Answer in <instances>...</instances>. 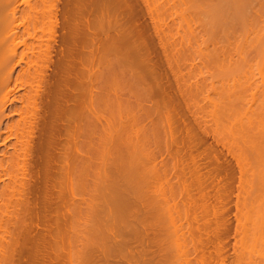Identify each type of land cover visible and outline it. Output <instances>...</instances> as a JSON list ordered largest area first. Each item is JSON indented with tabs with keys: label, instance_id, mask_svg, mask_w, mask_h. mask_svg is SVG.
I'll return each instance as SVG.
<instances>
[{
	"label": "bare ground",
	"instance_id": "6f19581e",
	"mask_svg": "<svg viewBox=\"0 0 264 264\" xmlns=\"http://www.w3.org/2000/svg\"><path fill=\"white\" fill-rule=\"evenodd\" d=\"M130 1L0 0V264H192L190 255L195 257L193 264H207L205 253L208 252L204 249L209 242L213 240L215 246L220 245V253L227 246L226 238L222 239L219 235L223 228L217 233L220 228L217 221L214 222L219 224V228L215 226L217 232L210 228L212 232L207 225L212 219L205 216L207 222L202 220V212L199 217L196 214L191 216L196 223L194 228L191 218L182 219L181 216L182 212H190V208H209L214 212V206L210 204L209 207L206 203L209 197L205 191L209 180L208 169L206 172L201 170V164L194 158L190 168L186 158H183L186 149L189 152L192 150V138L197 137L201 141L203 138L201 132H193L188 117L191 114L190 103L188 105L184 100L192 84L180 79L190 86L184 93L186 90L182 89L178 81L180 77L176 75V72L180 75L182 72L176 65L178 71L174 72L171 63L175 60L180 67L181 52H185L181 41L189 38L191 30L187 32V25L181 27L183 34L180 33L179 44L173 34L171 37L167 35V40H164L159 36L163 30L160 27L158 30L156 26L159 23L156 25L155 18V21L151 19V35L142 30L144 23L137 20L143 1L136 7L130 5L133 3ZM252 1L165 0L163 7L174 9L179 2V16L185 24L190 23L188 16L192 11L200 13L211 39L216 36L217 40L223 37L227 41L221 39L224 43H216L217 48L233 44L234 52L242 54L247 47L254 45L253 41H257L253 48L258 45V49L264 52V16L262 18L260 13L261 19L257 22L256 13L253 14L252 8H249L254 7ZM149 2L147 0V6L143 8L152 18L154 11L160 21V4L157 5L156 0ZM191 42L186 45L195 46ZM155 43H158L161 54H154ZM168 44L174 46L171 54L167 52ZM207 46L204 45V50ZM225 48L227 50L221 51H228V46ZM241 58L244 62L248 61V56ZM158 59L167 64L174 83L160 67ZM238 62L233 61L231 65ZM239 69L237 67V73ZM263 71H260L262 76ZM233 74L229 73L232 77ZM237 80H240L239 77ZM194 84L198 94L200 88ZM230 92L228 104L235 96ZM260 92L262 90H258L255 84L250 93L252 103L260 99ZM190 94L187 95L190 97ZM241 96L238 94L235 101L239 102L237 100ZM205 99V103L208 100L215 110L216 101L220 98L215 100L207 93ZM255 107L250 110L247 107L249 114ZM229 110L228 107L226 111ZM247 112L244 111L236 123L238 130H242L247 138L242 136L243 145L250 148L255 143L253 147L258 151L261 142L255 137L258 136L255 135L257 130L254 134L248 133L253 127H248L250 115ZM232 130L231 127L230 132ZM161 133L164 146L160 149L163 144L159 147L154 143L155 137L158 138L155 135L162 136ZM247 133L253 134L257 141L250 139ZM242 137L240 135L241 140ZM157 143L160 144L159 140ZM204 154L199 152L198 156L201 158ZM158 156L162 158L159 166ZM187 173L194 178L186 181L184 177ZM193 183L196 185L194 188H199V191L196 189L199 197L190 193ZM252 221L254 224L253 218ZM260 224L263 226V222ZM191 227L198 231L197 239L192 235ZM218 238L222 242L219 239L216 244ZM251 256L247 257L248 260L244 259L247 264H264V246L260 247L258 259ZM223 257L226 255L221 260L225 259Z\"/></svg>",
	"mask_w": 264,
	"mask_h": 264
},
{
	"label": "rangeland",
	"instance_id": "374dc122",
	"mask_svg": "<svg viewBox=\"0 0 264 264\" xmlns=\"http://www.w3.org/2000/svg\"><path fill=\"white\" fill-rule=\"evenodd\" d=\"M91 3L93 2V0H89ZM102 1H104V0H102ZM139 1V2H138ZM141 1H143V4L141 3ZM147 2V0H136L135 2L133 1V0H131L130 2H133L132 4L130 3V5H132V6H140L141 4L143 5V6H141L140 7V14H138V16H137V20H139V22L141 23H144L143 25L145 26V28L143 27L142 28V30L143 31H145L146 30V32L148 31L149 32V34L151 33V35L153 34V27L151 26V24L153 23V21L152 20H154L155 21V18H156V21L157 22H155L156 23V25H158V23H159V25L158 26H156L157 28H161V31L162 32H160L162 35H159L160 37H163L164 38V40H167L166 38H167V35L168 36H170L171 37V35H172V37L177 41V44H179L178 43V41L179 40H181L180 38H181V35L183 34V25L184 26H186L187 25V27H189V28H187L186 27V29H187V32H189V29L191 30V33L189 34L190 36H188L189 38H186V39H184L183 41H181L182 43V48H183V51H184V48H185V52H181V58H180V61L178 62V64L180 63V67H179V65H177V63H176V61L175 60H173V62H171L172 63V66H173V68H175L174 69V72H176V71H180V73L182 72V74L180 75L179 74V72H176L177 74V77H178V75H179V79H178V81L180 80V79H182V80H185L187 83H189V84H192V88H190V90H191V92H190V90L188 89L190 86L189 85H187L186 84V82H185V84H183L182 82L183 81H179V83L181 84V86H182V89H184V90H186V91H184V93L185 92H187V90H189V93H191L190 94V97H192V98H190L189 97V95H187V94H189V93H185V95H184V100H185V102L189 105V103H190V105H189V108H190V111H191V114H189L188 115V117H189V119H191V126H193L192 127V129H194L193 130V132L195 131V133L196 134H198V132L201 134L200 136H203V138H202V141L199 139V138H197V137H194V139L192 138V140H191V145H192V150L189 152V151H187V149L185 150V152H184V155H183V158L185 159V162H186V164H188V166H190V168L193 166L192 165V163H190V162H193L194 160H193V158L195 159V161H197V162H199V165H200V167L202 168L201 170H203V171H205L206 172V170H207V172H206V174H207V179H209V180H207L208 181V185H206V189H205V191L207 192V195L209 196H207L208 198H206L207 200V205L209 204V207H210V204H211V206H214V212L212 211L211 212V210L208 208V207H206V208H208V209H205V208H200L199 210H193V209H191L190 208V210L193 212V213H191L190 214V212H189V210H187V214H183V212L181 213V216H182V219H184V218H191L190 220L192 221V223H195V221L192 219V217L196 214L198 217L203 213V216H204V218L202 219V220H204L205 219V221L207 222V220L209 219V220H211V221H208L207 223H209V224H207V225H209V228H208V230H210V228L215 232L216 230L215 229H217V228H219V224H220V228H219V230H217L216 232L217 233H219V231L223 228V231H222V233H220L219 235H221V238L223 239H225V243L227 244V246H226V248L223 250V252H219L220 250H218V248L220 249V245L218 246H215V244H214V241L212 240V238H211V242H209L208 243V246L204 249V251L205 252H208V253H205V255L207 256V264H247V261L246 260H248V258L247 257H250L251 255V257L252 258H254V259H258V257H259V255H260V247H262L263 248V246H264V172H262V171H264V97H263V89H264V78H263V80L261 79V76L262 75H260V71H262V70H264V64H263V61H264V58H263V56H264V52L262 51V49H258V45H257V47L256 48H253L254 46H256V44H257V41H253V44L254 45H252V47L251 46H249V47H247L246 49H249L250 51H252V52H250L249 50H246L245 49V51L244 52H246V53H242V54H240L239 52H234L235 51V48H234V45L232 44H230V45H227L228 46V51H224V52H222L223 50H227L225 47H227V46H224V47H220V46H218V48H217V45L218 44H216V43H220V42H223V41H221V39H223V37L222 38H219L218 40L217 39H215V38H217L216 36H215V38L214 39H211L212 37L211 36H209L206 32H207V30H206V27L204 26V22H202V15L200 14V13H197L196 11H192V10H190V12H191V14L188 16V18L190 19H188L189 21H190V23H188V24H185L182 20H181V17L179 16L180 14H179V12H178V6H179V2H177L176 4H175V6H174V9H166L165 7H163V4H165V3H163V2H165V0H156V4L157 5H159V6H161L160 7V13H161V15H159L160 16V19L161 20H163V21H159V17L157 18V16L155 17V13H154V11H153V16H154V18H152L151 17V15H148L147 13L148 12H146L147 10L146 9H144L143 7H145V6H147L146 5V3L145 2ZM150 0H148V2H149ZM258 1V2H257ZM128 2H129V0H128ZM160 2V3H159ZM141 3V4H140ZM144 3H145V5H144ZM150 3V2H149ZM135 4V5H134ZM137 4V5H136ZM192 4H193V2H192ZM199 4H201V5H203V3L201 2V1H199ZM205 4V3H204ZM260 4L262 5V6H260ZM178 5V6H177ZM252 5H254V7L252 6H250L249 8L251 9V12L254 14V13H256V15H254L255 17L257 16V22L258 21H260V19H261V16H262V18H263V16H264V1L263 0H253L252 1ZM180 6H181V4H180ZM261 7V8H260ZM162 8V9H161ZM256 9V10H255ZM162 10V11H161ZM172 10H174V11H176V13L174 12V11H172ZM259 10V11H258ZM257 11V12H256ZM262 11V12H261ZM259 12V13H258ZM143 13V14H142ZM164 13H166L165 15H164ZM194 13H196V14H198V15H196V14H194ZM251 13V14H252ZM262 15H261V14ZM175 14H177V15H175ZM252 14V15H253ZM258 14V15H257ZM261 16H260V15ZM91 15H93V17H94V13H92ZM90 15V17H92ZM201 15V16H200ZM162 16H163V18H162ZM173 16H175V17H173ZM128 17V16H127ZM151 17V18H150ZM165 17V18H164ZM172 17V18H171ZM94 18H97V17H94ZM201 18V19H200ZM143 19V20H142ZM147 19V20H146ZM152 19V20H151ZM177 19H179V20H177ZM196 19V20H195ZM151 20V21H150ZM165 20V21H164ZM199 20V21H198ZM180 22H181V24H180ZM196 22V23H195ZM141 23V24H142ZM147 23V24H146ZM163 23V24H162ZM166 23V24H165ZM179 23V24H178ZM182 23H184V24H182ZM197 24V26L195 25V24ZM142 25V26H143ZM146 25H147V27H146ZM201 25V26H200ZM174 27V28H173ZM182 27V28H181ZM201 27V28H200ZM160 28L158 29V30H160ZM180 28V29H179ZM148 29V30H147ZM205 29V30H204ZM167 30V31H166ZM170 30H171V32H170ZM176 30V31H175ZM198 30V31H197ZM168 32L167 34H166V32ZM194 31V32H193ZM146 32H144V33H146ZM147 32V33H148ZM173 32V33H172ZM201 32H202V34H201ZM180 33H181V35H180ZM195 33V34H194ZM206 35H208V37L210 38L209 39V41H208V37L206 36ZM202 36H203V38L204 37H207L206 39L204 38H202ZM170 37H168V40L169 41H171V38ZM191 38V39H190ZM155 39V42L157 41V39L156 38H154ZM193 42H191L190 40ZM199 39V40H198ZM202 39H203V41H204V43H203V41H202ZM187 40H189V41H187ZM205 40H207V41H205ZM213 40V41H212ZM215 40V41H214ZM224 40V39H223ZM185 41V42H184ZM225 41V40H224ZM231 42L232 41H234V40H230ZM164 42H166V41H164ZM174 43H176L175 41H173ZM187 42H191L192 43V45L194 44L195 46H191V44L190 45H186V43ZM201 44H200V43ZM211 42V44H209ZM214 42H215V46H213L212 47V43H213V45H214ZM225 42H227V41H225ZM235 42V41H234ZM184 43H185V46H184ZM208 45L207 47L208 48H205V50H204V45ZM208 43V44H207ZM224 43V42H223ZM233 43V42H232ZM256 43V44H255ZM177 44H176V46H177ZM169 45V44H168ZM166 46L168 49H167V52H169L170 54L172 53V51H173V48H174V46L172 47V45H169V46ZM203 45V46H202ZM190 46V47H189ZM260 46V45H259ZM156 47V48H155ZM178 47V46H177ZM200 47H201V49H200ZM212 47V48H211ZM219 47L221 48V49H219ZM172 48V49H171ZM187 48H189V49H187ZM193 48V49H192ZM203 48V49H202ZM156 49V50H155ZM208 49H212V51H208ZM223 49V50H222ZM253 49V50H252ZM160 47H159V45H158V43H155L154 44V54H161V52H160ZM169 50V51H168ZM180 50L182 51V49L180 48ZM222 50V51H221ZM158 51V52H157ZM196 51V52H195ZM197 51H199V52H197ZM201 51H202V53H201ZM203 51H205L204 53H203ZM208 51V52H207ZM214 52V53H213ZM218 54H217V53ZM254 52V53H253ZM262 52V53H261ZM168 53V54H169ZM199 53H200V55H201V57H200V55H199ZM220 53H221V55H220ZM230 53H231V55H230ZM236 53V54H235ZM249 53V54H248ZM258 53V54H257ZM203 54V55H202ZM209 54V55H208ZM229 54V55H228ZM234 54V55H233ZM242 55V56H240V55ZM244 54V55H243ZM248 56V61H247V59H245L247 62H244V61H242V60H244L243 58H241V57H244L245 56V58H247V56ZM263 55V56H261V55ZM228 55V56H227ZM256 55V56H255ZM258 55V56H257ZM184 56V57H183ZM194 56H195V58H194ZM249 56H251V58L249 57ZM255 56V57H254ZM204 57V58H203ZM260 57V58H259ZM198 58V59H197ZM215 58V59H214ZM223 58V59H222ZM225 58V59H224ZM237 58V59H236ZM254 58V59H253ZM187 59H189V60H187ZM219 59V60H218ZM238 59H240V60H238ZM252 59V60H251ZM259 59H261V61L259 60ZM187 60V61H186ZM222 60V61H221ZM160 60L158 59V63H159V65H162V66H160V67H162L167 73H168V77H169V79L174 83V81H173V79H172V74H171V72L169 71V68H168V66H167V64L165 63V62H163V61H160ZM174 61H175V63H174ZM183 61V62H182ZM229 61H230V64H228L229 63ZM233 61L235 62H238V61H240V62H242L241 64L242 65H240V63L238 62L237 64L236 63H234L235 65H231V63H233ZM190 62V63H189ZM194 62V63H193ZM198 62V63H197ZM213 62V63H212ZM218 62V63H217ZM260 62V63H259ZM162 63V64H161ZM251 63V64H250ZM253 63V64H252ZM190 64V65H189ZM258 64L260 65V66H258ZM164 65V66H163ZM179 68H177L176 66ZM197 65V66H196ZM203 65V66H202ZM205 65V66H204ZM237 65V66H236ZM182 66V67H181ZM234 66V67H233ZM244 66V68H242ZM247 66H248V68H247ZM250 66V67H249ZM259 68H258V67ZM263 66V67H262ZM166 69H165V68ZM202 67V68H201ZM219 67V68H218ZM229 67V68H228ZM237 67H238V69H239V67H240V69L242 70V71H244V72H242V71H240V69L238 70V73H237ZM178 70H177V69ZM190 68H192V69H190ZM227 68V69H226ZM256 68V69H255ZM231 69V70H230ZM259 69V70H258ZM260 69H262V70H260ZM193 70V71H192ZM212 70V71H211ZM225 70V71H224ZM235 70V72H234V74L232 73L233 71ZM254 70V71H253ZM184 71V72H183ZM196 71V72H195ZM204 71V72H203ZM229 71V72H228ZM259 71V72H258ZM203 72V73H202ZM218 72V73H217ZM220 72V73H219ZM223 72V73H222ZM245 72H246V74H245ZM253 72H256V73H254L253 74ZM264 72V71H263ZM263 72H261V74L263 73ZM187 73L189 74V75H187ZM192 73V74H191ZM228 73V74H227ZM229 73L230 74H233V77H232V75H229ZM236 73L238 74V75H236ZM242 73V74H241ZM202 74V75H201ZM218 74V75H217ZM225 74H227L228 75V77H227V75H225ZM253 74V75H252ZM184 75H186L185 76V78H184ZM201 75V76H200ZM213 75V76H212ZM234 75H235V77H234ZM242 75V76H241ZM244 75V76H243ZM195 76V77H194ZM225 76V77H224ZM231 76V77H230ZM246 76V77H245ZM211 77L213 78V79H211ZM218 77V78H217ZM238 77H239V81L237 80L238 79ZM242 77V78H241ZM248 77V78H247ZM262 77H264V74H263V76ZM184 78V79H183ZM187 78H189V80H187ZM258 80H257V79ZM205 79V80H204ZM244 79V80H243ZM253 79V81H250V80H252ZM262 81H261V80ZM221 80H222V82H221ZM236 80H237V82H236ZM243 82H242V81ZM257 80V81H256ZM190 81V82H189ZM212 81V82H211ZM227 81V82H226ZM255 81V82H254ZM202 82V83H201ZM210 82V83H209ZM217 82V83H216ZM225 82L227 83V85L225 84ZM233 82L235 83V84H233ZM238 82H240L239 83V85H238ZM249 82V83H248ZM194 83H196V84H198V87L200 88L199 89V93L197 94V93H195L196 91H195V84ZM237 83V84H236ZM242 83V84H241ZM246 83V84H245ZM184 86H183V85ZM206 84V85H205ZM215 84V85H214ZM225 84V85H224ZM230 84V85H229ZM231 84H232V86H231ZM241 84V85H240ZM256 84V86L258 87V90H262V92H260V99H257V100H255L254 101V103H252L251 101H250V99H251V95H250V93H251V89L254 87V85ZM261 84V85H260ZM263 84V85H262ZM201 85V86H200ZM214 85V86H213ZM219 85V86H218ZM222 85V86H221ZM223 85L225 86V87H223ZM229 85V86H228ZM238 85V86H237ZM186 86V87H185ZM187 86H189V87H187ZM215 86H216V88H215ZM228 86V92H229V90H231V92H230V95L232 94V92L233 93H235V96H234V100H233V98H232V102H230L229 104H228V97H230L229 96V93L226 91V87ZM230 86L232 87V89H233V91H232V89L230 88ZM247 86H249V88L247 87ZM235 87V88H234ZM237 87H240V88H237ZM248 89H247V88ZM202 88V89H201ZM225 88V89H224ZM243 88V89H242ZM240 89V90H239ZM192 90H193V92H192ZM200 90H201V93H200ZM204 90V91H203ZM214 90V91H213ZM247 90V91H246ZM202 91H203V93H202ZM241 92H243V93H241ZM208 93V95L209 96H212L215 100H217L218 98H220V99H218L217 101H216V109L214 110V108H213V106L211 107L210 105H209V103H208V100H207V103H205L206 102V99H205V94H207ZM225 93H227L228 94V96H227V94H226V99L224 98L225 97ZM246 93H248V95L246 94ZM194 94V95H193ZM241 95L242 94V96H241V98H240V100H237V101H239V102H236L235 101V98L237 97V95ZM187 95V96H186ZM243 95H245V98H244V96ZM193 96H194V99H193ZM195 97L196 98H198V99H195ZM232 97V96H231ZM187 98V99H186ZM189 98V99H188ZM249 100V102H248V100ZM200 99H202V100H200ZM244 100V102H243V100ZM192 100H193V103H192ZM220 100L222 101L223 100V102H220ZM227 100V101H226ZM230 101H231V98L229 99ZM241 100H242V103H240L241 102ZM261 100V101H260ZM196 101V102H195ZM200 101V102H199ZM247 101V102H246ZM197 103V105L195 104V103ZM225 102V103H224ZM246 102V103H245ZM261 102V103H260ZM217 103H219L218 105H219V108H218V106H217ZM223 103V104H222ZM235 103H237V104H235ZM239 103V104H238ZM248 103V104H247ZM252 103V104H251ZM256 103H257V105H256ZM192 104V105H191ZM201 104V105H200ZM244 107H242L241 105ZM245 104H246V106H245ZM196 105V106H195ZM229 105V106H228ZM249 105V106H248ZM250 105H252L251 107H255V108H252L251 110L253 111V112H251V114H249V110H250ZM206 106V107H205ZM226 106H228L229 107V111L231 112V113H233V114H231L229 111V113L226 111V109H228V107L226 108ZM236 106V107H235ZM239 106V107H238ZM232 107V108H231ZM247 107H248V109H247ZM211 108V109H210ZM204 109H205V111H204ZM210 109V110H209ZM224 109V110H223ZM234 109V110H233ZM243 109V110H242ZM245 109H247L248 110V112H247V110H245ZM254 109H256V110H254ZM258 109V110H257ZM260 109V110H259ZM200 110V111H199ZM211 110H214V112L213 111H211ZM221 112H220V111ZM234 112H236V113H234ZM239 110V111H238ZM241 110V111H240ZM193 111V112H192ZM198 111V112H197ZM223 111V112H222ZM247 112L249 115H250V117L252 118H250L249 117V119H250V126H248V127H253L252 129L251 128H249V129H251V130H249L248 131V133H253L254 134V132L256 131V134L255 135H258V136H255V137H257V139L258 140H260L259 141V143H260V145H259V147H258V149L260 148V150H255L254 149V147L253 146H255L254 144V142H252L253 140H254V138H253V134L252 135H248V133H247V135L249 136V138L250 139H252L253 138V140H251L250 142L251 143H254L253 145H252V147H247L246 148V146L245 145H243V131L242 130H238V124L236 123V122H238V118H241L240 116H241V114L243 113V112ZM258 111H260V113L258 112ZM210 112V113H209ZM217 112V113H216ZM240 112V113H239ZM224 113V114H223ZM238 113V115H235V114H237ZM246 113V115L248 116V114ZM201 114V115H200ZM209 114V115H208ZM221 114V115H220ZM230 114V115H229ZM211 115H213L214 117H212L211 118ZM222 115H224V116H222ZM200 116V117H199ZM207 116V117H206ZM219 118H218V117ZM254 116V117H253ZM261 116V117H260ZM236 117V118H235ZM260 117V118H259ZM198 118H200V119H198ZM208 118V119H207ZM227 118V119H226ZM194 119H195V122H194ZM204 119V120H203ZM215 119V120H214ZM193 120V121H192ZM201 120H202V122H201ZM234 120H236V121H234ZM261 120V121H260ZM197 121V122H196ZM216 121V122H215ZM220 121V122H219ZM232 121V122H231ZM234 121V122H233ZM230 122V123H229ZM249 122H248V124H249ZM198 124V125H197ZM204 125H205V127H204ZM231 125V126H230ZM233 125H234V127H233ZM206 126H207V128H206ZM221 126H222V128H221ZM203 127V128H202ZM223 127H225L224 129H223ZM227 127H228V129H227ZM231 127H232V132H230L231 131ZM218 128V129H217ZM230 128V129H229ZM196 129V130H195ZM206 130V132H205V130ZM239 129H241V127L239 128ZM208 130V131H207ZM223 130V131H222ZM229 130V131H228ZM203 131H204V133H203ZM236 131V132H235ZM239 131V132H238ZM242 131V132H241ZM226 133V134H225ZM236 133H237V136H236ZM242 133V134H241ZM262 133H263V136H262ZM162 134V133H161ZM203 134H205V135H203ZM209 134V135H208ZM241 135V137H242V140H241V138H240V135ZM235 135V136H234ZM155 136H157L158 138H156L155 137V146H159L160 147V145L161 144H163L162 145V147H160V149L161 148H163V146H164V143L162 142V141H164V139H162V138H164V136H163V134H162V136L161 135H155ZM212 136H214V137H212ZM229 136H230V138H229ZM234 137V138H233ZM259 137V138H258ZM214 138V139H213ZM246 137H244V139H245ZM262 138V139H261ZM154 139V138H153ZM160 139H161V142H160ZM240 139V140H239ZM247 139V138H246ZM158 140H159V143L160 144H158L157 142H158ZM197 140V141H196ZM223 140V141H222ZM233 140V141H232ZM237 140H239V141H237ZM200 141V142H199ZM218 141V142H217ZM225 141V142H224ZM254 141H257V140H254ZM154 141L152 140V143H153ZM157 143V144H156ZM197 143V144H196ZM259 143H257V144H259ZM240 144V145H239ZM263 144V145H262ZM193 145H194V147H193ZM197 145V146H196ZM201 145V146H200ZM243 145V146H242ZM200 146V147H199ZM204 146V147H203ZM225 146V147H224ZM257 146V145H256ZM263 146V147H262ZM225 148V149H224ZM234 148V149H233ZM251 148H253V150L251 151L250 149ZM256 148V147H255ZM196 149V150H195ZM227 149V150H226ZM248 149V150H247ZM247 150V151H246ZM163 151H164V149H163ZM162 151V152H163ZM198 151V152H197ZM214 151V152H213ZM254 151H256V153L254 152ZM260 151V152H259ZM195 152H197V153H195ZM199 152H204L205 154V156H203V157H199L198 156V153ZM232 152V153H231ZM239 152H240V154H239ZM249 154H248V153ZM252 152V153H251ZM258 152H259V154H258ZM164 153V152H163ZM195 153V154H194ZM210 153V154H209ZM243 153V154H242ZM255 153V154H254ZM197 154V156H195ZM215 154H217V155H215ZM253 154V155H252ZM164 155V154H163ZM188 155H190V156H188ZM193 155V156H192ZM220 155V156H219ZM187 156V157H186ZM192 156V157H191ZM195 156V157H194ZM214 156H216V157H214ZM159 157V158H158ZM157 157V161L159 162H157L158 163V166H159V164H160V162L162 161V155H161V157L160 156H158ZM197 157V158H196ZM214 157V158H213ZM250 157V158H249ZM205 158V159H204ZM159 159V160H158ZM165 159V158H164ZM192 159V160H191ZM196 159H198V160H196ZM217 159V160H216ZM239 159V160H238ZM253 159V160H252ZM161 160V161H160ZM241 160V161H240ZM255 160H257V161H255ZM259 160V161H258ZM263 160V161H262ZM260 161H261V163H260ZM206 162H207V164H206ZM223 162V163H222ZM243 162V163H242ZM252 162V163H251ZM258 162V163H257ZM254 163H255V165H254ZM206 166H205V165ZM242 164V165H241ZM252 164V165H251ZM263 164V165H262ZM192 165V166H191ZM216 165H218V166H216ZM214 166V167H213ZM257 166V167H256ZM259 166V167H258ZM215 167H217V168H215ZM214 168V169H213ZM228 168V169H227ZM210 169V170H209ZM213 170V171H212ZM219 172H218V171ZM225 170V171H224ZM217 173H216V172ZM242 171H244V172H242ZM250 171H252V172H250ZM257 171V172H256ZM216 173V174H215ZM225 173V174H224ZM246 173V174H245ZM261 173V174H260ZM212 175H214V176H212ZM255 175H256V177H255ZM187 176V177H186ZM186 176L184 177L185 179H186V181L187 180H190V178H194L193 176H188V173L186 174ZM210 176V177H209ZM259 176V177H258ZM209 177V178H208ZM243 178V179H242ZM249 178V180H247V179ZM173 180H175L174 178H172ZM213 179V180H212ZM253 181H252V180ZM259 179V180H258ZM246 180V181H245ZM260 180H262V181H260ZM220 182V183H219ZM223 182V183H222ZM242 182V183H241ZM248 182V183H247ZM258 182V183H257ZM260 182V183H259ZM210 183H212V185L210 184ZM216 184V186H215V184ZM244 183V184H243ZM250 183V184H249ZM225 184V185H224ZM252 184H253V188H252ZM219 185V186H218ZM227 185V186H226ZM248 185V186H247ZM193 186V187H192ZM191 187L192 188H190V193H192V195H193V197L194 196H196V197H199V193H198V186H197V188H194V187H196V185H194V183H193V185H192ZM244 187V188H243ZM246 187V188H245ZM251 187V188H250ZM259 187V188H258ZM177 188V187H176ZM255 188V189H254ZM198 191H197V190ZM222 189H223V191H222ZM250 189H251V191H250ZM258 189L260 190V191H258ZM177 191H178V189H176ZM208 190V191H207ZM226 192H225V191ZM249 190V191H248ZM242 191V192H241ZM223 192H224V194H223ZM215 193V194H214ZM262 193H263V195H262ZM197 194V195H196ZM213 194V195H212ZM259 195H260V197H259ZM248 198V200H247V198ZM251 197V198H250ZM253 197V198H252ZM257 198V199H256ZM219 199V200H218ZM256 199V200H255ZM261 199H263V200H261ZM180 200H182L181 198H180ZM210 200V201H209ZM201 201V200H200ZM253 201V202H252ZM259 201H260V203L262 204H260L259 203ZM204 202V203H205ZM224 202V203H223ZM258 202V203H257ZM180 204H182L181 202H179ZM201 202H199V204H200ZM213 203H214V205H213ZM251 203H253V204H251ZM256 203V204H255ZM240 204V205H239ZM255 204V205H254ZM216 205V206H215ZM259 205V206H258ZM261 205V206H260ZM223 206H225V207H223ZM228 206V207H227ZM248 206V207H247ZM253 206V207H252ZM221 207V208H220ZM223 207V208H222ZM251 207H252V209H251ZM258 207V208H257ZM247 208H249V210L247 209ZM204 209H205V211L207 210L208 212H205L204 211ZM257 209L259 210V211H257ZM262 209V210H261ZM216 210V211H215ZM248 210V211H247ZM252 210V211H251ZM254 210V211H253ZM195 211V212H194ZM198 211H200L199 213H198ZM202 212V213H201ZM251 212V213H250ZM260 212H261V215H260ZM263 212V213H262ZM205 213V214H204ZM214 213V214H213ZM246 214V216H245V214ZM250 213V215L248 216V214ZM194 214V215H193ZM223 216H222V215ZM240 214V215H239ZM242 214V215H241ZM185 215V216H184ZM187 215V216H186ZM195 215V216H196ZM220 215V216H219ZM192 216V217H191ZM208 218H206V217ZM216 216H217V218H216ZM263 216V217H262ZM240 217V218H239ZM241 217H244V218H241ZM250 219H249V218ZM211 218V219H210ZM216 220H215V219ZM219 218V219H218ZM252 218H253V220H254V224H252ZM244 219V220H243ZM247 220V221H246ZM250 220V221H249ZM194 221V222H193ZM214 221H217L218 223H216V222H214ZM220 221V222H219ZM223 221V222H222ZM240 221V222H239ZM258 223L259 222V225H256V222ZM263 222V226H261L262 224H260L261 222ZM214 222V223H213ZM211 223V224H210ZM216 224V225H215ZM246 224V225H245ZM249 226H248V225ZM211 225H213V228H212V226ZM218 225V226H217ZM240 225V226H239ZM245 225V226H244ZM194 226L196 227V223L194 224V225H192V227L194 228ZM215 226H217V228L215 227ZM191 227V232H192V235L194 236V238H196L198 235V231L196 230H194L193 228ZM208 227V226H207ZM215 227V228H214ZM222 227V228H221ZM259 227H262V228H259ZM243 228V229H242ZM250 228V229H249ZM252 228V229H251ZM228 229V230H227ZM245 229H246V231H245ZM212 230H210V231H212ZM244 230V231H243ZM251 230V231H250ZM260 230H262V231H260ZM212 231V232H213ZM194 232H196L195 233V235H194ZM221 232V231H220ZM249 233V234H246V233ZM259 232V233H258ZM252 233H254V234H252ZM212 234V233H211ZM223 234H225L226 236H224ZM213 235V234H212ZM219 235H218V237H219ZM196 236V237H195ZM252 236V237H251ZM262 236V237H261ZM213 237V236H212ZM246 237V238H245ZM261 237V238H260ZM198 238V237H197ZM196 238V239H197ZM221 238H218L217 239V241L215 240V242H216V244H218L219 242H220V240L219 239H221ZM238 238V239H237ZM245 238V239H244ZM222 239H221V242H222ZM240 239L242 240V241H240ZM247 239H249V240H247ZM252 239V240H251ZM259 239V240H258ZM219 240V241H218ZM251 240V241H250ZM255 241H256V243H255ZM259 241V242H258ZM238 242V243H237ZM253 242V243H252ZM247 244H249V245H247ZM262 244V246H260ZM214 245V246H213ZM242 245V246H241ZM211 246V247H210ZM249 246H250V248H249ZM213 247H214V250H213ZM241 247V248H240ZM259 247V248H258ZM208 248V249H207ZM216 248V249H215ZM243 248V249H242ZM247 248V249H246ZM258 248V249H257ZM257 249V250H256ZM211 250V251H210ZM217 250V251H216ZM238 250V251H237ZM244 250V251H243ZM255 250V251H254ZM213 251V252H212ZM258 251V252H257ZM75 253H76V250L74 251ZM212 252V253H211ZM217 252V253H216ZM226 252V253H225ZM244 252V253H243ZM253 252V253H252ZM257 252V253H256ZM210 253H211V255H210ZM95 254H97V253H95ZM208 254V255H207ZM214 254V255H213ZM220 254V255H219ZM229 254V255H228ZM213 255V256H212ZM217 255H218V257H217ZM226 255V257H223V258H225V259H222L221 260V258H222V256H225ZM242 255V256H241ZM258 255V256H257ZM209 256V257H208ZM238 256V257H237ZM246 256V257H245ZM190 257V260H191V263L193 264V262L195 261L194 260V255H190L189 256ZM241 257V258H240ZM209 258H210V260H209ZM218 258V259H217ZM243 258V259H242ZM214 259V260H213ZM220 259V260H219ZM244 259H246V260H244ZM223 260H224V262H223ZM243 260V261H242ZM113 261V260H112ZM111 261V262H112ZM210 261V262H209ZM213 261V262H212ZM223 262V263H221V262ZM242 261V262H241ZM124 262V261H123ZM112 263H114V261L112 262ZM117 263V262H116ZM115 264V263H114ZM124 264H125V262H124ZM195 264V263H194Z\"/></svg>",
	"mask_w": 264,
	"mask_h": 264
}]
</instances>
